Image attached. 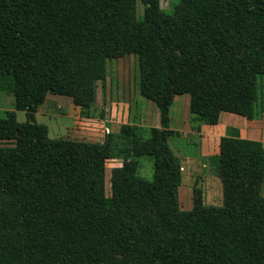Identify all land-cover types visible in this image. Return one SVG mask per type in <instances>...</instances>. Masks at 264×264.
Listing matches in <instances>:
<instances>
[{"label": "trees", "instance_id": "16d2710c", "mask_svg": "<svg viewBox=\"0 0 264 264\" xmlns=\"http://www.w3.org/2000/svg\"><path fill=\"white\" fill-rule=\"evenodd\" d=\"M0 0V91L15 110L0 116V264H264V144L228 127L219 138L222 203L194 188L180 210V169L167 138L173 97L216 124L221 112L253 117L264 74V0ZM134 54L139 94L155 103L160 127L143 137L121 124L124 160L148 156L140 177L104 143L50 137L32 112L46 95L72 99L92 117L106 60ZM117 137V136H116ZM126 157V158H125Z\"/></svg>", "mask_w": 264, "mask_h": 264}, {"label": "rangeland", "instance_id": "374dc122", "mask_svg": "<svg viewBox=\"0 0 264 264\" xmlns=\"http://www.w3.org/2000/svg\"><path fill=\"white\" fill-rule=\"evenodd\" d=\"M177 1L158 0V5L164 12L170 13ZM143 11L144 4L141 0H135L134 15L137 20L142 17ZM255 80L256 100L252 118L264 119V74L257 75ZM92 106V117L81 116L70 97L48 94L32 115L35 122L46 126L50 137L104 143L113 135L115 153L123 146L122 140L117 139L121 124L135 125L143 137L149 136L150 127H160L159 110L155 103L139 94L138 60L134 54L106 60V74L104 79L96 82ZM188 106V95L177 94L173 97L168 112L169 128L174 132L167 138V143L180 169L178 207L180 210L192 208L194 188L200 190L205 205L219 206L222 203V186L218 170V134L215 131H219L222 124L204 131L201 128L202 122L189 111ZM8 111L15 112L17 121L27 118L25 111L15 110L13 96L0 91V116H5ZM225 114L228 113H223ZM228 127L231 126L226 129ZM259 128L264 131V122H261ZM209 130L212 132L208 133ZM124 161L133 163L140 177L152 179L151 157H129L124 160L122 153H118L105 162V195L109 196L111 193V169L121 166ZM262 184L261 193L264 195V182Z\"/></svg>", "mask_w": 264, "mask_h": 264}, {"label": "crops", "instance_id": "0c3cea01", "mask_svg": "<svg viewBox=\"0 0 264 264\" xmlns=\"http://www.w3.org/2000/svg\"><path fill=\"white\" fill-rule=\"evenodd\" d=\"M223 113H225V112L220 113L218 122L216 124L204 125L201 123V128L202 129L204 128V131H207L208 129L213 128L215 125H221L222 124V128L219 129V131H221V132L215 131L218 134V137H217L218 142H219L220 136L225 134L226 127L231 126V127L237 128L239 137L246 138V139L258 140L264 144V131L262 132L259 128L261 122L262 123L264 122L263 118L262 119H253V118L247 119L243 116H240L238 114H234L231 112H227L228 114H225V115H223ZM211 132H212V130H209L208 133H211ZM262 187H263V184H262Z\"/></svg>", "mask_w": 264, "mask_h": 264}]
</instances>
